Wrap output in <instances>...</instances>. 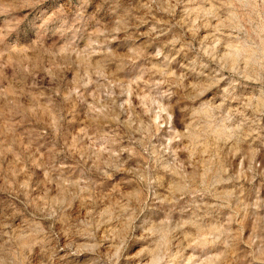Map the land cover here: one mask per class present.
Returning <instances> with one entry per match:
<instances>
[{
  "label": "clouds",
  "instance_id": "obj_1",
  "mask_svg": "<svg viewBox=\"0 0 264 264\" xmlns=\"http://www.w3.org/2000/svg\"><path fill=\"white\" fill-rule=\"evenodd\" d=\"M0 10V81L8 82L0 192L10 197L0 201V264H159L169 237L196 226L174 219L189 210L180 202L201 193L192 188L157 200L153 185L165 188L179 176L203 189L202 171L214 172V183L227 171L221 161L231 155L233 136L221 143L212 130L204 92L217 90L216 110L235 99L242 81L264 98V0H12ZM201 27L211 31L198 38ZM158 37L165 39L148 52ZM189 53L178 75L169 65ZM41 114L51 118L49 136L35 127L17 132L44 123ZM213 119L222 126L230 117L217 111ZM238 128L225 131L238 136ZM41 138L43 153L32 147ZM12 150L19 157L8 160ZM20 164L45 173L34 181L41 196L23 191ZM132 181L136 195L129 198L122 189ZM191 207L202 220L226 205ZM238 232L223 227L200 240L222 245L223 264H264V238L244 240ZM152 253L159 260L145 259ZM177 257L184 264L179 249L165 264Z\"/></svg>",
  "mask_w": 264,
  "mask_h": 264
},
{
  "label": "rangeland",
  "instance_id": "obj_2",
  "mask_svg": "<svg viewBox=\"0 0 264 264\" xmlns=\"http://www.w3.org/2000/svg\"><path fill=\"white\" fill-rule=\"evenodd\" d=\"M12 0H0V8L5 3H10ZM200 0H196L199 3ZM195 6V5H193ZM4 12L0 10V16H3ZM196 15L193 13L189 17V21L195 19ZM174 19H180V16H176ZM201 23L197 20V25ZM212 23H215L214 21ZM144 29H141L143 31ZM211 29L201 27L197 33L198 38H203L209 34ZM187 35V33H186ZM165 38L158 37L156 42H153L147 49L148 52H154ZM142 41L147 40L146 37L141 38ZM167 50L165 49V52ZM192 53H189L187 58L184 54L176 57L169 67L177 71L179 75L181 69L179 65L181 63H187L188 59H191ZM95 59V57L93 58ZM163 60V57H161ZM155 63V61H154ZM11 69H5L4 75L11 76ZM193 76L189 75V80H192ZM226 84L221 81L219 88L223 89ZM8 89V82L6 80L0 81V111L4 108V90ZM216 89L212 91L204 92V114L205 118L212 124V130L215 131L216 135L220 138V142L223 143V138L229 134L233 136V139L228 140V146L231 147V155L228 156L227 161H221L224 167L227 169L225 174L219 175L218 179L220 183H214L216 176L214 172L210 171L207 175H203L204 188L201 189L197 185H193L191 181L186 178L180 180L179 176H174L169 180L168 185L165 188L157 187L154 184L153 187L156 189L155 195L157 200L163 199L171 193H183L189 192L190 189L195 188L201 195H185L183 200L180 202L189 208L188 212L174 214V219L179 220H193L196 226L189 223L183 230H179L169 237L167 244L168 256L165 260L159 261V264H165L169 257L174 256L179 249L182 253L184 264H223V257L221 256L222 245L210 244L200 240V236L207 235L209 232L222 229L227 227L231 232L237 233L240 239L247 240L249 237L259 240L264 238V98L261 96L259 88H253L251 82L242 81L241 84L235 86L233 96L235 99L225 102V105L216 110L214 105L220 103V96L217 94L213 96ZM211 97V99H209ZM133 103H138L135 97L132 98ZM18 102L23 105L30 106V100L25 97H19ZM240 113L239 115L234 114ZM219 111L220 116L227 113L230 119L223 122L221 126L218 120L213 118L217 116ZM41 119L44 123L36 125H20L16 130L23 136V130L25 127H35L37 131L43 132L45 137L49 136L52 132L51 128L46 125L51 123V118L44 114H41ZM175 123V117L173 118ZM8 123L15 124V120L8 121ZM5 124L3 119H0V128ZM239 125L238 136L234 133H228L226 129H235ZM107 131V129H105ZM44 144V138H41L32 147L39 153L44 152V148L39 145ZM50 147V143L48 144ZM25 149L29 146L24 143ZM227 151V149H226ZM14 150L10 151L7 159L13 160L19 157V153L12 154ZM181 157L186 153H181ZM131 163V162H130ZM7 167V164H5ZM20 175L17 180L25 185V192H31L33 196H41V189H35L34 181L43 180L45 173H42L39 169L32 170L27 169L23 164L19 165ZM25 172L28 176H25ZM118 178V177H117ZM180 182H177V181ZM3 181L0 180V184ZM158 183V182H157ZM200 182L197 181V184ZM188 187H185V185ZM35 189V190H34ZM126 191L129 198L136 195V183L132 181L129 186L122 189ZM21 200L24 196L19 197ZM10 199L6 192H0V201ZM213 203L219 205H226V207H218L209 216L204 217L202 220H195L192 217V207L194 204H205ZM161 208L166 210V205H160ZM199 215V214H198ZM163 218V214L161 215ZM225 221H231L230 224H225ZM13 226H17L20 223V218L17 217L13 222ZM188 239H185V237ZM187 245H192L188 247ZM143 247L147 248L148 244H143ZM141 245H137L130 249L131 251H137ZM244 245H240L236 249V254L240 255V248ZM160 253H152V255L145 257V259L159 260ZM177 260L172 261V264H177ZM256 264H259L257 260Z\"/></svg>",
  "mask_w": 264,
  "mask_h": 264
}]
</instances>
